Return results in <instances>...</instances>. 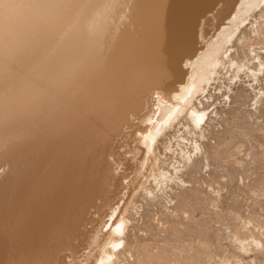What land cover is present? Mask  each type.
Here are the masks:
<instances>
[{
  "label": "rangeland",
  "instance_id": "374dc122",
  "mask_svg": "<svg viewBox=\"0 0 264 264\" xmlns=\"http://www.w3.org/2000/svg\"><path fill=\"white\" fill-rule=\"evenodd\" d=\"M261 6L238 25L218 75L195 99L194 108L204 109L207 119L197 128L185 112L155 140L156 170L172 173V180L160 187L150 177L147 189L153 194L140 190L133 196L115 264H264V3ZM121 11L115 14L118 20ZM96 14L91 11L89 20L84 19L80 35L58 53L62 55L44 79L31 85L12 81L4 91L19 102L5 118L0 115L3 264H10V243L17 242L22 230L42 226L47 231L58 208L85 191L72 180L78 179L74 176L81 173L82 156L100 124L81 108L86 100L63 94L61 81L74 68L84 78L78 80L83 82L79 92L112 89L110 49L117 34L111 35L108 22L92 32ZM64 53L75 60L65 65ZM108 97L105 94L101 105H109ZM52 132L57 140L41 151L37 143ZM139 142L134 135L130 145ZM19 206L25 210L17 218ZM63 217L59 224L68 228L73 220L70 214ZM25 260L16 257L15 264Z\"/></svg>",
  "mask_w": 264,
  "mask_h": 264
},
{
  "label": "bare ground",
  "instance_id": "6f19581e",
  "mask_svg": "<svg viewBox=\"0 0 264 264\" xmlns=\"http://www.w3.org/2000/svg\"><path fill=\"white\" fill-rule=\"evenodd\" d=\"M127 1L0 0V115L4 118L19 102L5 94L7 85L17 80L31 85L44 79L57 63L58 55H62L58 53L80 35L91 11L97 13L92 32L101 31L108 22L113 29L111 35L117 34L110 49V69L114 74L111 90L79 92L83 82L78 80L84 78L74 68L61 81L63 94L69 98L75 95L81 102L86 100L81 108L100 124L94 125L98 135L82 156L81 173L74 176L78 179L72 180L85 191L72 203L58 208L47 231L42 226L22 230L17 242L10 243V264H15L16 257L20 262H30L25 260L23 264H115L128 224L126 208L133 196L140 190L153 194L147 189L150 177L160 187L162 182L172 180V173L156 170L159 157L153 148L155 140L185 112L194 126L202 125L207 114L204 109L194 108L195 99L203 96L221 68L227 53L224 50L238 25L264 3ZM120 10L118 20L119 13L115 14ZM64 55L66 59L63 56L61 62L65 65L75 60L69 53ZM256 71H252L254 75ZM121 84L125 85L123 89ZM105 94L112 98L109 105H101L106 101ZM192 104L194 109L190 108ZM134 135L140 142L132 146ZM56 140L57 133L52 132L37 144L41 151L49 150ZM30 201L24 202L25 209ZM23 206L16 209L17 218L24 212ZM69 214L73 221L66 228L59 221ZM5 230L6 226L0 224V264L4 261ZM24 239L28 245L21 244ZM21 246L25 250H19Z\"/></svg>",
  "mask_w": 264,
  "mask_h": 264
}]
</instances>
